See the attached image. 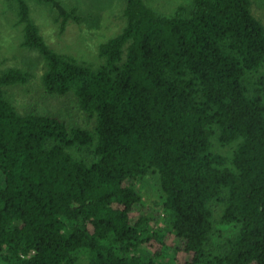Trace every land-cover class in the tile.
I'll return each mask as SVG.
<instances>
[{
  "label": "trees",
  "instance_id": "trees-1",
  "mask_svg": "<svg viewBox=\"0 0 264 264\" xmlns=\"http://www.w3.org/2000/svg\"><path fill=\"white\" fill-rule=\"evenodd\" d=\"M16 4L21 46L47 64V93L74 91L96 116L95 133L69 129L58 116L21 115L5 86L29 74H0V259L5 264H264V100L243 82L264 68V26L252 0H193L186 13L158 15L144 0H124L126 24L99 48L97 69L52 50ZM50 4L64 22L76 8ZM127 45L125 59L123 49ZM237 142L231 159L212 150ZM90 148L78 158L73 148ZM157 175L167 229L190 257L161 260L163 234L135 219L140 193L129 183ZM212 201L239 232L216 255L207 252Z\"/></svg>",
  "mask_w": 264,
  "mask_h": 264
},
{
  "label": "rangeland",
  "instance_id": "rangeland-1",
  "mask_svg": "<svg viewBox=\"0 0 264 264\" xmlns=\"http://www.w3.org/2000/svg\"><path fill=\"white\" fill-rule=\"evenodd\" d=\"M29 5V16L39 27L50 48L57 53L74 59L78 64L97 69L104 63L99 55V48L110 38L120 33L126 24L124 16V0H60L68 9L76 8L79 21L69 19L63 21L58 12L50 4L36 0H25ZM158 15L174 16L180 7L185 12L192 9L193 0H144ZM252 14L264 26V0H252ZM23 25L18 24L16 4L10 0H0V74L12 68L21 69L29 74L23 84L5 86V96L21 115L42 114L54 115L62 119L69 129L81 128L95 133L96 116L80 108L77 96L70 91L64 96L49 94L43 85V75L47 64L36 49L21 46ZM127 45L123 49L125 59ZM243 82L249 94L262 89L264 100V68L248 72ZM212 150L227 159L231 167V159L237 142L223 145L217 135L212 137ZM78 158H90V148H73ZM129 183L140 193L141 202L135 205V219L146 216L151 219L153 228L163 234L162 244L150 240L148 245L153 251H162L161 260L175 258L178 262L190 256L183 251L181 241L168 229L169 226L162 209V191L157 175L149 173ZM213 231L206 247L207 252L216 255L225 248L240 230V224L222 221L224 204L212 201ZM74 264H89V257L84 252L77 253ZM0 264H5L0 259Z\"/></svg>",
  "mask_w": 264,
  "mask_h": 264
}]
</instances>
